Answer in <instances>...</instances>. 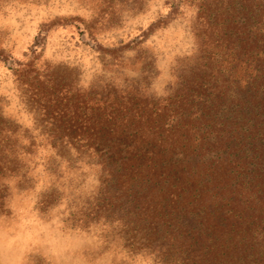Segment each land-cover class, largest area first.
I'll return each mask as SVG.
<instances>
[{"label": "rangeland", "instance_id": "rangeland-1", "mask_svg": "<svg viewBox=\"0 0 264 264\" xmlns=\"http://www.w3.org/2000/svg\"><path fill=\"white\" fill-rule=\"evenodd\" d=\"M202 4L0 0V165L10 169H0V264H157L126 245L118 222L82 227L102 203L104 170L92 151L58 144L54 101L107 86L164 100L210 74L225 52L213 42L234 33L225 26L240 11L237 0ZM18 64L30 65L27 84Z\"/></svg>", "mask_w": 264, "mask_h": 264}, {"label": "trees", "instance_id": "trees-1", "mask_svg": "<svg viewBox=\"0 0 264 264\" xmlns=\"http://www.w3.org/2000/svg\"><path fill=\"white\" fill-rule=\"evenodd\" d=\"M186 1L202 4L172 0L171 13ZM237 1L210 74L168 98L110 86L55 96L58 144L92 151L104 170L82 227L118 222L157 264H264V0ZM30 72L18 64L16 76L27 84Z\"/></svg>", "mask_w": 264, "mask_h": 264}]
</instances>
